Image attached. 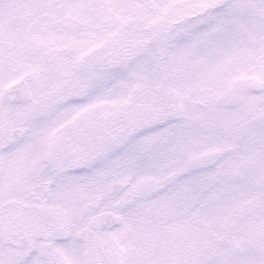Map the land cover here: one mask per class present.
<instances>
[{"label":"snow or ice","instance_id":"snow-or-ice-1","mask_svg":"<svg viewBox=\"0 0 264 264\" xmlns=\"http://www.w3.org/2000/svg\"><path fill=\"white\" fill-rule=\"evenodd\" d=\"M0 264H264V0H0Z\"/></svg>","mask_w":264,"mask_h":264}]
</instances>
